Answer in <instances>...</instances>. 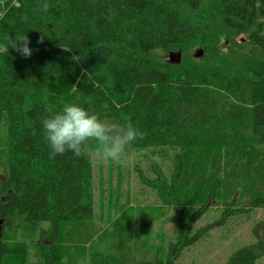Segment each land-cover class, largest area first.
Segmentation results:
<instances>
[{
	"label": "trees",
	"instance_id": "16d2710c",
	"mask_svg": "<svg viewBox=\"0 0 264 264\" xmlns=\"http://www.w3.org/2000/svg\"><path fill=\"white\" fill-rule=\"evenodd\" d=\"M41 2L47 12L37 10ZM17 34L32 54L0 53V264H64V229L94 218L95 165L71 152L50 157L45 101L130 119L144 137L127 151L179 149L170 174L158 162L152 177L140 168L179 226L158 264H176L210 229L264 205L261 196L236 207L235 197L264 179V0H0V43ZM223 34L246 42H235V52L218 46L205 65L160 55L207 48ZM211 201L224 207L222 217L194 231ZM39 222L50 223L40 239L19 240L24 224ZM255 247L264 252L261 243L245 246L226 264H256ZM91 262L123 264L111 253Z\"/></svg>",
	"mask_w": 264,
	"mask_h": 264
},
{
	"label": "rangeland",
	"instance_id": "374dc122",
	"mask_svg": "<svg viewBox=\"0 0 264 264\" xmlns=\"http://www.w3.org/2000/svg\"><path fill=\"white\" fill-rule=\"evenodd\" d=\"M214 40L216 42L207 48L196 46L176 51L181 52L180 62H170L169 52H160V55L163 60L177 66L189 60L195 61L196 65H205L213 60L220 48L218 46L235 52L240 49L235 46L238 45L235 42H246L242 36L231 39L224 34L215 36ZM198 50L203 51L200 57L195 56ZM178 151L175 147L134 149L126 153V166L110 161L95 165L94 218L70 224L64 229L61 240L65 249L64 264H92L94 253L114 254L123 260V264H158L159 260H166L170 244L178 237V222L174 210L161 201L155 190L141 182L140 168L145 175L152 177V164L158 162L170 174ZM237 195L236 207L264 197V179L258 178L249 187L240 188L235 197ZM213 202H210L206 212L197 221L194 231L222 217L224 207ZM247 208L249 210L230 216L224 224L210 229L196 243L186 247L176 264H226L238 249L260 243L264 245V205H251ZM3 223L0 222V227ZM28 225L24 224L19 229V240L31 243L41 238L40 228H49L50 223ZM4 229L5 232L13 233L8 225ZM254 249L258 255L256 264H264V252L261 253L258 247ZM30 260L31 263L37 262L33 257Z\"/></svg>",
	"mask_w": 264,
	"mask_h": 264
},
{
	"label": "clouds",
	"instance_id": "9594fccd",
	"mask_svg": "<svg viewBox=\"0 0 264 264\" xmlns=\"http://www.w3.org/2000/svg\"><path fill=\"white\" fill-rule=\"evenodd\" d=\"M37 10L47 12L49 4L41 2ZM3 41L6 43H0V53L7 54L11 47L25 58L32 54L25 34H17L15 38L5 35ZM101 107L107 110L108 104ZM44 110L47 115L41 118V124L51 158L71 152L91 165L110 161L126 166L127 150L144 137L130 119H110L77 102H65L57 108L45 101Z\"/></svg>",
	"mask_w": 264,
	"mask_h": 264
},
{
	"label": "water",
	"instance_id": "95a60500",
	"mask_svg": "<svg viewBox=\"0 0 264 264\" xmlns=\"http://www.w3.org/2000/svg\"><path fill=\"white\" fill-rule=\"evenodd\" d=\"M202 55H203V51L202 50H198L195 53L196 57H200ZM181 57H182L181 52H178V53H175L174 51L169 52V59H170L169 61L170 62H180ZM0 222L2 223L3 221L0 220ZM0 230H1V227H0Z\"/></svg>",
	"mask_w": 264,
	"mask_h": 264
}]
</instances>
